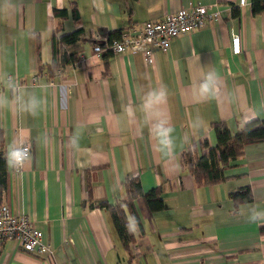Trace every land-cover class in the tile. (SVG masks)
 <instances>
[{
  "label": "crops",
  "instance_id": "crops-1",
  "mask_svg": "<svg viewBox=\"0 0 264 264\" xmlns=\"http://www.w3.org/2000/svg\"><path fill=\"white\" fill-rule=\"evenodd\" d=\"M196 2L210 6L207 26L174 38L168 51L156 49L150 63L139 52L110 51L104 58L105 50L94 49L114 31H139ZM56 9L68 15L58 17ZM77 29L84 40L62 50L80 60L52 75L53 36ZM233 31L242 35L237 55ZM209 68L220 76L219 91L200 98L193 85ZM0 69L47 101L35 116L16 107L0 112L6 156L10 144H32L22 169L8 165L0 204L29 217L55 249L48 259L6 239L0 264H264V222H248L250 209L264 211V140L246 145L218 184H198L181 162L191 145H217L213 123L226 122L235 133L243 123L264 119V13L253 12L252 0H0ZM153 88L168 91L160 111L175 128L172 158L155 151L140 111L141 98ZM0 92L12 96L3 84ZM128 106H135L134 120L123 115ZM197 118L204 127L194 135L190 124ZM74 137L78 145L70 146ZM128 177H138L144 191L160 188L164 199L157 212L142 197L135 200L132 255L110 211L99 205L123 201ZM248 188L251 201L231 197Z\"/></svg>",
  "mask_w": 264,
  "mask_h": 264
},
{
  "label": "trees",
  "instance_id": "trees-1",
  "mask_svg": "<svg viewBox=\"0 0 264 264\" xmlns=\"http://www.w3.org/2000/svg\"><path fill=\"white\" fill-rule=\"evenodd\" d=\"M252 9L256 14L264 13V0H252ZM58 17H66L68 10L56 9ZM234 16L241 14L240 7L234 5ZM73 16L76 21L80 20L79 11L73 8ZM121 31H114L110 34L108 41L103 45L104 58L110 54L107 48L108 43L119 39ZM84 40L83 30L77 29L72 33L62 36H53L54 58L50 66L51 74H55L58 69H64L66 64L76 63L79 57L76 53L69 54L62 49L75 42ZM61 44V51L59 45ZM98 44V43H96ZM59 49V50H58ZM41 65V69H43ZM217 135V145L211 146L207 141L199 145H191L182 155V166L187 169L200 185H214L227 180L226 171L235 167L243 157L246 145L264 140V119H257L243 123L239 130L232 132L226 122L213 123ZM0 142V192L7 186V171L9 162ZM126 197L123 201L110 205L108 202H101L99 205L110 211L114 226L119 234L126 251L133 254L132 244L136 241V236L130 224V218L139 219L135 200L142 197L150 212H157L164 208V199L160 188L144 191L138 177H128L123 183ZM231 197L239 202L252 200L250 189L239 190L231 193Z\"/></svg>",
  "mask_w": 264,
  "mask_h": 264
},
{
  "label": "built area",
  "instance_id": "built-area-1",
  "mask_svg": "<svg viewBox=\"0 0 264 264\" xmlns=\"http://www.w3.org/2000/svg\"><path fill=\"white\" fill-rule=\"evenodd\" d=\"M247 0H239V5H244ZM210 6L201 2L190 3L178 11L168 12L163 20H149L141 30L134 27L121 31L119 39L108 43L107 48L115 54L127 51L142 53L146 62L153 61L155 50L168 51L172 40L182 34H188L196 29L207 26ZM218 16V13H216ZM231 48L234 55L243 50L242 35L240 32H232ZM95 51L101 55L104 51L101 44H95ZM62 74V69L56 71ZM35 80V79H34ZM30 154L32 144L24 143ZM16 171L22 167H13ZM14 239L26 251L46 256L52 259L55 249L50 243L43 241V231L36 227L34 222L26 215L14 213L10 207L0 204V241Z\"/></svg>",
  "mask_w": 264,
  "mask_h": 264
},
{
  "label": "clouds",
  "instance_id": "clouds-1",
  "mask_svg": "<svg viewBox=\"0 0 264 264\" xmlns=\"http://www.w3.org/2000/svg\"><path fill=\"white\" fill-rule=\"evenodd\" d=\"M219 74L212 68L204 72L201 81L197 85H193L194 94L200 98H213L219 91L218 82ZM0 84H3L12 96L4 92H0V112L16 107L19 110L28 112L35 116L46 105L47 101L44 97L38 96L35 91H28L9 74L0 69ZM168 91L166 88H153L147 92L140 103V111L143 113L148 133L155 141V151L161 153L167 158L175 155L177 146V138L174 136L175 128L170 124L169 120L160 111L162 105L167 102ZM123 115L128 120H134L136 116L135 106H128L123 109ZM193 134L204 127V121L200 118L190 124ZM48 143L45 137V144ZM70 146L78 145V138H71ZM31 159V154L23 144H10L7 152V160L12 167H23ZM264 222V211L256 208L250 209L248 222L256 223Z\"/></svg>",
  "mask_w": 264,
  "mask_h": 264
},
{
  "label": "water",
  "instance_id": "water-1",
  "mask_svg": "<svg viewBox=\"0 0 264 264\" xmlns=\"http://www.w3.org/2000/svg\"><path fill=\"white\" fill-rule=\"evenodd\" d=\"M104 41H100L99 43H103Z\"/></svg>",
  "mask_w": 264,
  "mask_h": 264
}]
</instances>
